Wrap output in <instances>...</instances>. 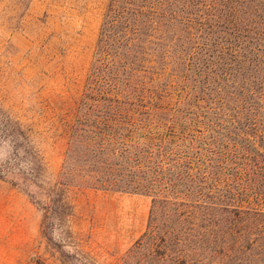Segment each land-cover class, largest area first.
<instances>
[{"label":"trees","instance_id":"trees-1","mask_svg":"<svg viewBox=\"0 0 264 264\" xmlns=\"http://www.w3.org/2000/svg\"><path fill=\"white\" fill-rule=\"evenodd\" d=\"M195 4L108 0L59 181L0 108V182L44 225L69 190L150 198L149 264H264V16H215L227 29L190 61L179 25Z\"/></svg>","mask_w":264,"mask_h":264},{"label":"rangeland","instance_id":"rangeland-1","mask_svg":"<svg viewBox=\"0 0 264 264\" xmlns=\"http://www.w3.org/2000/svg\"><path fill=\"white\" fill-rule=\"evenodd\" d=\"M107 2L0 0V108L27 132L51 185L59 181ZM195 2L179 25L190 61L200 56V36L227 29L215 16H264V0ZM5 155L1 149L0 159ZM66 196L72 208L44 225L24 194L0 182V264H149L136 244L146 232L150 198L91 189Z\"/></svg>","mask_w":264,"mask_h":264}]
</instances>
